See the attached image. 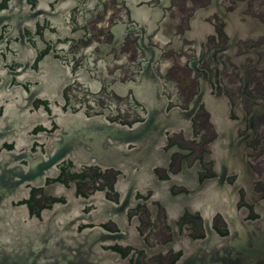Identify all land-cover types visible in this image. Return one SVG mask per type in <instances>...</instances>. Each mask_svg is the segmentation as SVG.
<instances>
[{"label": "flooded vegetation", "instance_id": "obj_1", "mask_svg": "<svg viewBox=\"0 0 264 264\" xmlns=\"http://www.w3.org/2000/svg\"><path fill=\"white\" fill-rule=\"evenodd\" d=\"M0 197L105 264L260 218L264 0H0Z\"/></svg>", "mask_w": 264, "mask_h": 264}, {"label": "water", "instance_id": "obj_2", "mask_svg": "<svg viewBox=\"0 0 264 264\" xmlns=\"http://www.w3.org/2000/svg\"><path fill=\"white\" fill-rule=\"evenodd\" d=\"M110 127L126 137L131 133L126 126ZM89 235L30 219L0 197V264H105L107 252L88 243ZM175 264H264V213L239 221L228 236L210 232L206 239L193 240Z\"/></svg>", "mask_w": 264, "mask_h": 264}]
</instances>
